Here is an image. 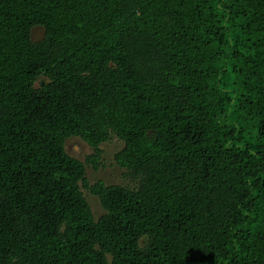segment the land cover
Wrapping results in <instances>:
<instances>
[{
    "label": "trees",
    "instance_id": "obj_1",
    "mask_svg": "<svg viewBox=\"0 0 264 264\" xmlns=\"http://www.w3.org/2000/svg\"><path fill=\"white\" fill-rule=\"evenodd\" d=\"M0 264H264V0H0Z\"/></svg>",
    "mask_w": 264,
    "mask_h": 264
},
{
    "label": "rangeland",
    "instance_id": "obj_2",
    "mask_svg": "<svg viewBox=\"0 0 264 264\" xmlns=\"http://www.w3.org/2000/svg\"><path fill=\"white\" fill-rule=\"evenodd\" d=\"M44 31L41 27H35L31 31V39L40 41L43 38ZM39 83H36V87ZM100 149L102 154L96 161V164L85 163V159L91 155L90 147L79 138H70L65 142V150L68 155L79 160L85 165V180L88 186L101 182L105 185H118L130 187L131 181L125 177V171L120 168L114 156L122 149V143L116 138H111L109 141L101 144ZM81 191L87 200L94 219H98L104 214L100 205L99 199L92 195L89 190L81 188Z\"/></svg>",
    "mask_w": 264,
    "mask_h": 264
}]
</instances>
